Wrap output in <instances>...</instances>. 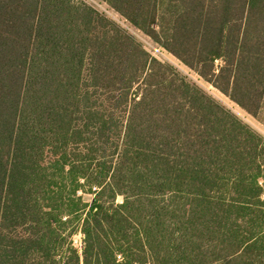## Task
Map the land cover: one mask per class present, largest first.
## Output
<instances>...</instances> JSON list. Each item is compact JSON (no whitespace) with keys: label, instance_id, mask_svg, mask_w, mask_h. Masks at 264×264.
Here are the masks:
<instances>
[{"label":"trees","instance_id":"obj_1","mask_svg":"<svg viewBox=\"0 0 264 264\" xmlns=\"http://www.w3.org/2000/svg\"><path fill=\"white\" fill-rule=\"evenodd\" d=\"M101 1L264 111V0ZM215 262L264 264V137L93 7L0 0V264Z\"/></svg>","mask_w":264,"mask_h":264},{"label":"rangeland","instance_id":"obj_2","mask_svg":"<svg viewBox=\"0 0 264 264\" xmlns=\"http://www.w3.org/2000/svg\"><path fill=\"white\" fill-rule=\"evenodd\" d=\"M75 3H84L88 6L93 7L100 13L106 15L111 20L116 22L122 29H124L128 34L137 39L144 48L154 57L158 58L160 61L164 63H169L173 65L177 70H179L182 75L188 77L190 81L200 86L204 89L208 94H210L216 101L225 106L228 110H230L233 114L239 117L245 124L249 125L252 129H254L257 133L264 137V111L261 113L259 118H255L240 108L235 102H233L229 97L221 93L215 87L210 85L201 79L194 71L190 70L187 66H185L181 61H179L176 57L169 54L167 51L161 49L151 38L143 34L133 25H131L125 18H123L120 14L114 11L111 7H109L106 3L101 0H72ZM94 195H84V199L86 202H91ZM122 198L119 197L117 199L118 203L122 202ZM72 241L82 253L84 247V236L82 233L78 232L73 236ZM212 264H225L222 262L212 263Z\"/></svg>","mask_w":264,"mask_h":264}]
</instances>
